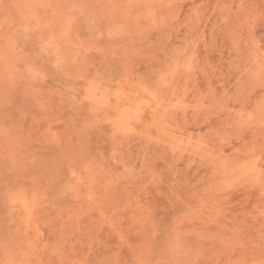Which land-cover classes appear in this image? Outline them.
<instances>
[{"label": "rangeland", "instance_id": "obj_1", "mask_svg": "<svg viewBox=\"0 0 264 264\" xmlns=\"http://www.w3.org/2000/svg\"><path fill=\"white\" fill-rule=\"evenodd\" d=\"M0 264H264V0H0Z\"/></svg>", "mask_w": 264, "mask_h": 264}]
</instances>
